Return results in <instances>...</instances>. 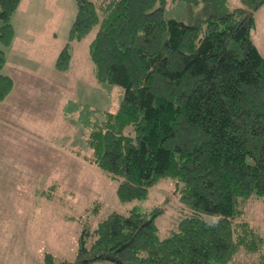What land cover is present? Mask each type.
<instances>
[{
  "label": "trees",
  "instance_id": "obj_1",
  "mask_svg": "<svg viewBox=\"0 0 264 264\" xmlns=\"http://www.w3.org/2000/svg\"><path fill=\"white\" fill-rule=\"evenodd\" d=\"M20 1L0 0V103L14 88L3 68ZM77 4L56 67L68 70L72 41L97 27L96 79L123 92L116 110L79 105L87 149L74 152L118 179L121 201L174 178L187 210L165 237L163 206L113 210L94 230L84 225L74 260L46 252L44 264H264V232L245 215L264 202V54L253 36L264 0ZM175 5L182 16L167 17Z\"/></svg>",
  "mask_w": 264,
  "mask_h": 264
},
{
  "label": "rangeland",
  "instance_id": "obj_2",
  "mask_svg": "<svg viewBox=\"0 0 264 264\" xmlns=\"http://www.w3.org/2000/svg\"><path fill=\"white\" fill-rule=\"evenodd\" d=\"M177 6L167 17L182 16ZM77 11V0H21L12 14L15 35L3 71L14 88L0 103V264H44L46 252L74 260L84 225L94 230L113 210L163 206L156 217L161 237L187 210L174 178L159 180L145 199L121 201L118 179L74 152L87 149L79 105L116 110L123 92L96 79L89 45L97 27L72 41L68 70L56 67ZM257 15L253 36L264 53V4ZM68 100L78 103L67 114ZM245 215L264 232V202L254 201Z\"/></svg>",
  "mask_w": 264,
  "mask_h": 264
},
{
  "label": "crops",
  "instance_id": "obj_3",
  "mask_svg": "<svg viewBox=\"0 0 264 264\" xmlns=\"http://www.w3.org/2000/svg\"><path fill=\"white\" fill-rule=\"evenodd\" d=\"M255 15H256V21H257V25H258V24H260V21H259V16L257 15V11H256ZM256 43H257V42H256ZM257 45L259 46L258 43H257ZM259 48H260V46H259ZM260 50H261V48H260ZM262 53H263V52H262ZM263 54H264V53H263ZM12 90H13V89H12ZM9 95H10V94H9ZM9 95H8V96H9ZM4 100H5V99H4ZM4 100H3V101H4ZM3 101H2V102H3Z\"/></svg>",
  "mask_w": 264,
  "mask_h": 264
},
{
  "label": "water",
  "instance_id": "obj_4",
  "mask_svg": "<svg viewBox=\"0 0 264 264\" xmlns=\"http://www.w3.org/2000/svg\"><path fill=\"white\" fill-rule=\"evenodd\" d=\"M247 14L251 15V11L249 10V11L247 12Z\"/></svg>",
  "mask_w": 264,
  "mask_h": 264
}]
</instances>
